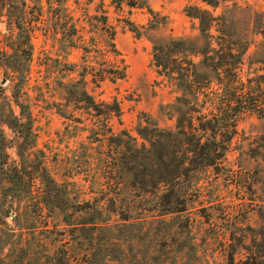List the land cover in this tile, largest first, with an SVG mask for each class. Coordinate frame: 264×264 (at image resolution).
Segmentation results:
<instances>
[{"label": "rangeland", "instance_id": "obj_1", "mask_svg": "<svg viewBox=\"0 0 264 264\" xmlns=\"http://www.w3.org/2000/svg\"><path fill=\"white\" fill-rule=\"evenodd\" d=\"M130 1L134 8L26 0L11 19L23 32L9 27L0 2V52L19 56L0 59V107L18 119L9 129L0 117V264H264V118L242 115L214 168L170 184L138 135L174 132L187 109L180 101L193 102L151 63L154 47L172 41L205 48L185 9L222 17L229 34L248 40L245 83L263 75L252 26L264 0H222L213 10L199 0ZM191 61L200 82L213 79L202 57ZM82 90L99 112L71 97Z\"/></svg>", "mask_w": 264, "mask_h": 264}, {"label": "trees", "instance_id": "obj_2", "mask_svg": "<svg viewBox=\"0 0 264 264\" xmlns=\"http://www.w3.org/2000/svg\"><path fill=\"white\" fill-rule=\"evenodd\" d=\"M111 1L113 6L118 7L126 2L128 7H135L130 0ZM199 1L213 10L218 8L222 0ZM0 2L6 9L9 27L22 32L23 28L27 29V25L22 20L11 21L25 9L26 0H22L20 5L16 3V0H0ZM184 13L188 18L198 22V32L205 48L196 52L194 49H186L183 42L172 41L163 48L154 47L151 63L157 75L175 82L193 102L186 99L179 100V105L187 109L178 110L180 115L177 116L174 132L160 131L155 128H143L138 131L139 137L143 140L142 147L145 151L147 150V154H150V149L158 153L157 161L164 171L161 178L167 184L180 177H187L190 172L214 168L216 163L224 157L226 145L234 138L237 121L242 115L251 113L264 118V59L257 62L261 66L260 71L263 75L247 78L244 83L240 78V72L244 66L243 58L251 46L248 40L235 38L229 34V27L222 17H213L208 11L187 7ZM256 18L257 22H253L252 27L261 37V48L264 51V14L259 13ZM24 41L28 43L25 47L29 48L28 33L24 35ZM7 54L0 52V59L3 57L7 64H15L19 56L16 53ZM194 54L202 57L203 65L214 76L206 84L198 79L199 74L191 61ZM124 74L125 72L118 80H123ZM102 77H99L101 81ZM70 95L73 99L78 98L75 102L83 105V111L99 112V106L85 90ZM13 104L19 108L18 115H30L23 113L16 101ZM6 107L7 112L0 107V117L8 115V120H4L3 124L13 129L11 122L17 124L18 119L9 104ZM111 111L115 117H118L117 107ZM87 116L91 117V115ZM93 116L98 118L102 115ZM109 132L110 130H106V134ZM120 135L128 137L124 132ZM170 204H173L171 199ZM166 208L165 212L173 213V209ZM123 221L127 220L123 219ZM63 264H71V261L67 259V262Z\"/></svg>", "mask_w": 264, "mask_h": 264}]
</instances>
